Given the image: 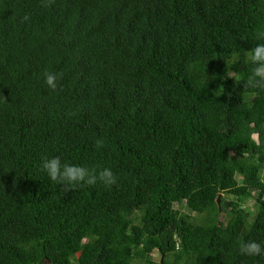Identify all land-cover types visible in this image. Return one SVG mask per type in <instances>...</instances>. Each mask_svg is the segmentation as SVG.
I'll list each match as a JSON object with an SVG mask.
<instances>
[{"label":"trees","instance_id":"1","mask_svg":"<svg viewBox=\"0 0 264 264\" xmlns=\"http://www.w3.org/2000/svg\"><path fill=\"white\" fill-rule=\"evenodd\" d=\"M258 43L264 0H0V264H264Z\"/></svg>","mask_w":264,"mask_h":264},{"label":"clouds","instance_id":"2","mask_svg":"<svg viewBox=\"0 0 264 264\" xmlns=\"http://www.w3.org/2000/svg\"><path fill=\"white\" fill-rule=\"evenodd\" d=\"M249 61L254 65L252 69V80L258 87H264V43H258L248 53ZM58 75L49 71L43 73L44 83L50 88H56ZM40 168L51 182L60 186H74L84 182L96 183L97 179L105 184L115 182L112 170L104 168L95 175L82 165L64 162L60 156L52 155L41 158ZM239 252L246 256H264V242L248 240L241 243Z\"/></svg>","mask_w":264,"mask_h":264},{"label":"rangeland","instance_id":"3","mask_svg":"<svg viewBox=\"0 0 264 264\" xmlns=\"http://www.w3.org/2000/svg\"><path fill=\"white\" fill-rule=\"evenodd\" d=\"M237 179H238L239 183H241L242 177H241V176H238ZM222 197L225 198V196H223V195H222ZM222 197H221V201H222ZM246 206L249 207V209H251L253 213L256 211V209H255V202H254V199H249L248 202H247V204H246ZM180 209L183 210V211H187L185 206L181 207ZM193 216H195V215H193ZM149 258H150V260H152V261H158V260H160L162 257H161V255H160V253H159L157 250H155V251L150 255ZM172 261H173V259H168V260H167V262H168L169 264H171ZM133 264H146V263H145V260L135 259V261H134Z\"/></svg>","mask_w":264,"mask_h":264},{"label":"water","instance_id":"4","mask_svg":"<svg viewBox=\"0 0 264 264\" xmlns=\"http://www.w3.org/2000/svg\"><path fill=\"white\" fill-rule=\"evenodd\" d=\"M221 197H222V195H219V197L217 198V202H218V205H219V209H220V205H221Z\"/></svg>","mask_w":264,"mask_h":264}]
</instances>
